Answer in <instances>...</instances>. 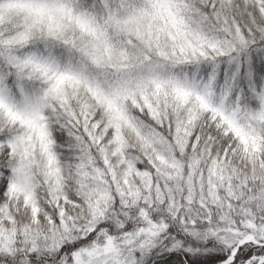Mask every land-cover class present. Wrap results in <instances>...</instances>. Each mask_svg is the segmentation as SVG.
Masks as SVG:
<instances>
[{
  "label": "snow or ice",
  "instance_id": "6c2138e0",
  "mask_svg": "<svg viewBox=\"0 0 264 264\" xmlns=\"http://www.w3.org/2000/svg\"><path fill=\"white\" fill-rule=\"evenodd\" d=\"M0 264H264V0H0Z\"/></svg>",
  "mask_w": 264,
  "mask_h": 264
}]
</instances>
